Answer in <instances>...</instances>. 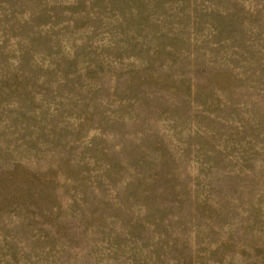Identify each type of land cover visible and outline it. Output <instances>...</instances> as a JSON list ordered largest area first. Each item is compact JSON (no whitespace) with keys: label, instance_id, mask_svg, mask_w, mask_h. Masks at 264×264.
<instances>
[{"label":"rangeland","instance_id":"374dc122","mask_svg":"<svg viewBox=\"0 0 264 264\" xmlns=\"http://www.w3.org/2000/svg\"><path fill=\"white\" fill-rule=\"evenodd\" d=\"M0 264H264V0H0Z\"/></svg>","mask_w":264,"mask_h":264}]
</instances>
